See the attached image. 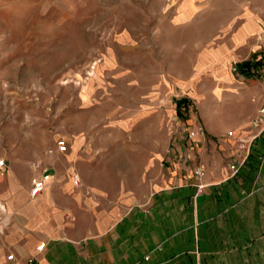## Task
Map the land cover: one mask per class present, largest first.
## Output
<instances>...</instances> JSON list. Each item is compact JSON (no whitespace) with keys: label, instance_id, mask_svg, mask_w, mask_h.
<instances>
[{"label":"crops","instance_id":"1","mask_svg":"<svg viewBox=\"0 0 264 264\" xmlns=\"http://www.w3.org/2000/svg\"><path fill=\"white\" fill-rule=\"evenodd\" d=\"M261 21L245 11L237 28L204 53L213 62L207 89L216 104L211 120L202 117L205 136L186 140L173 130L162 152L146 151L132 186L107 169L97 172L89 154L85 171L77 172L75 155L56 143L1 140L0 264H264V124L251 126L264 98ZM235 62H247L244 71L231 72ZM181 89L186 106L178 115L176 105L173 119L197 123L193 104L200 94L192 85ZM221 104L225 120L215 116ZM254 133L232 174L227 163L244 155L235 137ZM198 165L205 168L201 177L192 173ZM42 169L49 179L31 197ZM130 187L138 191L128 193Z\"/></svg>","mask_w":264,"mask_h":264},{"label":"rangeland","instance_id":"2","mask_svg":"<svg viewBox=\"0 0 264 264\" xmlns=\"http://www.w3.org/2000/svg\"><path fill=\"white\" fill-rule=\"evenodd\" d=\"M245 11L261 21L264 0H0V143L61 140L77 172L89 154L132 186L146 151L162 152L178 127L181 84L200 94L197 123L210 119L204 53Z\"/></svg>","mask_w":264,"mask_h":264},{"label":"built area","instance_id":"3","mask_svg":"<svg viewBox=\"0 0 264 264\" xmlns=\"http://www.w3.org/2000/svg\"><path fill=\"white\" fill-rule=\"evenodd\" d=\"M260 30L258 34L256 35L257 40L260 42L261 49L263 51L262 53V58H263V67H264V19L261 21L260 24ZM231 72H238L239 70V64L233 63L231 68ZM264 124V98L261 102L260 107L258 108L257 112L251 117V126L252 127H259L260 125ZM176 134H181L183 135V139L186 140H194L195 138H203L205 136V130L204 127L200 123H182L179 124L178 127L175 130ZM227 134L229 136H232L231 131H227ZM258 135V133H254L249 135V137H243V136H236L235 137V142L237 144L238 149L244 151L243 159L240 160H235L231 161L228 164V168L231 171L232 174H235V172L238 171V169L241 166V163L244 161V159L248 156L249 153V145L250 143L254 140V138ZM56 149L58 151H65L66 150V145L63 141H57L56 142ZM50 151V150H49ZM36 166L35 164H32ZM204 166L203 165H198L195 167L192 171L193 175L196 177H201L204 174ZM5 172V163L2 158H0V174H3ZM49 179V173L42 169V172L33 180L30 190H29V195L31 197L35 196L38 194V192L45 187L47 180ZM264 179V176H263ZM73 181L76 183L77 179L74 177ZM200 187V185H198ZM6 214L5 210V204L0 200V223L4 219V215ZM43 242H40L37 245V250L39 251L43 246ZM12 258V253H9L6 256V259L9 260Z\"/></svg>","mask_w":264,"mask_h":264},{"label":"trees","instance_id":"4","mask_svg":"<svg viewBox=\"0 0 264 264\" xmlns=\"http://www.w3.org/2000/svg\"><path fill=\"white\" fill-rule=\"evenodd\" d=\"M248 62V61H247ZM247 62H242L239 64V68L241 71H244V66H247ZM186 99L185 98H179L175 100V105H177V112L180 113V108L181 106H186L185 105Z\"/></svg>","mask_w":264,"mask_h":264}]
</instances>
